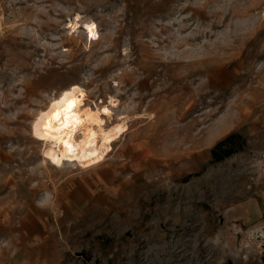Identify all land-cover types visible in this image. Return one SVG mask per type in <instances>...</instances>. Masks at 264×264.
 Returning <instances> with one entry per match:
<instances>
[{"label": "rangeland", "instance_id": "rangeland-1", "mask_svg": "<svg viewBox=\"0 0 264 264\" xmlns=\"http://www.w3.org/2000/svg\"><path fill=\"white\" fill-rule=\"evenodd\" d=\"M77 88L125 132L52 166ZM263 109L264 0H0V264H264Z\"/></svg>", "mask_w": 264, "mask_h": 264}, {"label": "bare ground", "instance_id": "bare-ground-1", "mask_svg": "<svg viewBox=\"0 0 264 264\" xmlns=\"http://www.w3.org/2000/svg\"><path fill=\"white\" fill-rule=\"evenodd\" d=\"M59 101L48 108L47 119L34 129L36 137L46 144L44 156L56 167L65 160L84 169L97 165L110 150V144L125 132V122L109 128L94 124L96 113L84 111L86 93L83 89L66 91ZM109 106H113V101ZM102 114L108 116L111 111L105 109Z\"/></svg>", "mask_w": 264, "mask_h": 264}, {"label": "trees", "instance_id": "trees-1", "mask_svg": "<svg viewBox=\"0 0 264 264\" xmlns=\"http://www.w3.org/2000/svg\"><path fill=\"white\" fill-rule=\"evenodd\" d=\"M235 134H231L225 139L217 142L216 146L211 150V157L214 162L221 161L226 157H229L234 153L237 148L235 147L234 139Z\"/></svg>", "mask_w": 264, "mask_h": 264}]
</instances>
